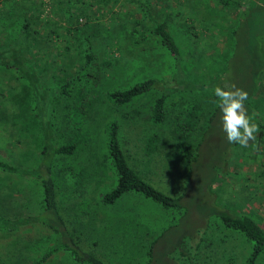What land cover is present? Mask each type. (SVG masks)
<instances>
[{"label":"trees","instance_id":"1","mask_svg":"<svg viewBox=\"0 0 264 264\" xmlns=\"http://www.w3.org/2000/svg\"><path fill=\"white\" fill-rule=\"evenodd\" d=\"M123 1L52 0L50 3L49 0H29V6L26 4L25 9L28 11L32 9L33 19L28 18L26 13L23 14L18 20L17 29L14 30L11 40H3L10 44L0 46L2 48L0 49L2 50L0 64L7 68L14 66L15 75L18 78L23 75L22 80L31 84L30 95L33 98L31 104L34 105L35 115L42 125L44 136V143L40 149L43 169H35V176L39 178L41 186L43 210L34 215L31 223L40 222L52 232L58 231L62 237L59 241L47 239V241H52V248L45 250L34 264H40L47 255L57 252L59 248H65L76 264H107L96 254L81 250L75 243L71 244L72 237L66 231L62 217L57 210L55 184L50 174L53 156L60 158L61 162L86 141L89 134L87 120L96 108L95 101L100 95L106 103L119 106L149 91L157 92L156 95L149 96L145 111L142 113L145 120L141 128L142 151L148 157L162 143L163 124L166 118L165 98L170 91L180 90L182 93L178 96V100L171 101L174 110L169 137L172 139L173 153L180 161L187 163L188 178L192 177L193 167L199 163L201 148L204 146L202 144L209 140L207 133L219 116L220 109L214 103L217 99L213 93L215 86H223L227 82L248 92L245 106L249 115L255 113L256 122L260 125L257 138L264 137L263 115L259 111V104H264V90L259 88V84L264 81V47L257 45V40L264 41V0H215L217 1L215 3L225 9L235 10V14L228 23L223 24L226 31L224 30L225 34H221L218 40V44L221 45L228 39V53L224 54V59L219 62L217 68L208 67L207 71L200 70L198 76L189 69V64V66L186 64L183 66L184 63H181L180 47L167 24L169 20L167 11L172 5L166 4V13L164 12L161 20H152L149 13L150 0H127L133 1L136 9L134 17L127 21L123 15L128 11L119 10ZM198 1L188 3L190 10L184 14L185 19L190 20L185 21L186 35L191 37V42L185 45L191 51L193 47L191 49L189 47L195 44L198 47L194 50L197 54L203 51L205 57L210 58L209 53L206 52L207 46L202 44L199 46L197 43L199 41L203 43L204 36L212 33L214 23L204 13L200 15L196 4L202 3L208 12H213L214 8L208 0ZM117 2L118 5H116ZM42 11L45 13L44 16ZM178 11L182 13V10ZM196 11L198 17L193 16ZM106 16L107 20H105ZM145 20H150V22L143 23ZM4 21H0V25H3ZM49 25L54 27H48ZM4 34L2 37L9 38L8 34ZM118 34L128 35L129 43L134 45H141L152 36L151 40L155 45L164 49L165 55L170 58L173 65L172 74L161 79L155 72L159 73L162 59H156L157 56L151 54L148 55L153 68L150 73L146 69L147 66L145 69L135 68L133 76L129 74L121 85L107 84L105 88H102L106 78L115 79L119 75L114 64L117 59L114 54L121 48L117 38ZM25 37L28 38L27 46L41 39L48 40V45L42 49L32 48V46L28 49L29 55L25 57L20 46L21 39ZM255 42L256 45H253ZM12 44L14 47L11 51H7ZM97 44H101L102 54L100 56L96 55ZM72 55L79 56V58L71 63L64 61ZM8 58L11 60L9 61ZM15 64L25 70H21ZM21 64H24V67ZM46 68L52 69V79L55 81L52 85L40 80ZM135 76L137 78L132 79ZM202 103L207 105V109L202 114L203 121L200 125L198 123L203 111ZM55 113L61 116L68 130L66 138L59 143L54 142L50 131L52 125L50 116ZM123 115L125 116L124 113ZM120 130L121 122L117 116H111L103 122L104 152L102 159L107 161L111 167L114 182L107 189L99 191L97 200L105 205L112 204L124 194L135 192L165 208L182 207V213L177 222L164 227L149 241V246L145 250L146 264L155 253L160 254L162 251L167 254L175 251L189 264H195L193 251L190 249L197 246L195 244L190 246L189 241L197 230L199 238L203 239L202 235L210 218H215L223 227L234 230L245 237L249 245L245 264H253L259 256L264 254V229L249 215L230 211L219 204L211 203L213 199L210 200L209 192L200 198V202L190 201L185 193L188 191L186 187L191 179L187 180L183 193L172 195L153 186L138 174L127 161L121 146ZM224 149L223 146L219 152L221 158L214 157L210 162L207 161L205 166L200 167L202 171L205 169L209 172L204 181L206 187L215 182L219 169L223 167ZM60 162L58 169L69 172L71 177L70 183L73 187L71 191L86 192L85 186L89 181L88 169L85 166L75 168L65 161L61 164ZM0 169L20 172L18 170L20 168L3 160H0ZM18 219L24 220L20 216ZM179 225L184 228L177 233L165 235L168 228ZM163 241L166 243L165 247L157 250L155 245Z\"/></svg>","mask_w":264,"mask_h":264},{"label":"rangeland","instance_id":"2","mask_svg":"<svg viewBox=\"0 0 264 264\" xmlns=\"http://www.w3.org/2000/svg\"><path fill=\"white\" fill-rule=\"evenodd\" d=\"M208 1L214 8L213 12H208L202 3H197L196 9L198 7L201 16L204 13L211 18L214 23L212 33L204 36L203 43L199 41L200 43L197 44L207 46L206 52L209 53L210 58L205 57L203 51L197 54V51H194L198 48L195 44L189 47L190 49L193 47L191 51L185 45L191 42V37L186 35L185 21L190 20L185 19L184 14L190 10L188 3L199 2L198 0H150L149 6L152 20H161L166 13V4L172 5L167 11L169 13L168 27L180 47L181 63H184L183 66L190 65L189 69L196 76L199 75L200 70L207 71L208 67L215 69L219 66V62L223 61L224 54L228 53L229 41L226 39V43L220 45L218 44L219 36L225 34L226 29L223 24L228 23L235 14V10L225 9L215 3L217 2L215 0ZM49 2L52 3V0ZM28 3L29 0H0V21L5 20L4 24L0 25V46L10 44L4 41L11 40L14 30L17 29L18 20L23 14L26 13L28 18L33 19L32 9L30 11L25 9L26 4L29 6ZM119 8L122 12L128 11L123 15L127 21L134 17L136 9L133 1L124 0ZM178 10H182V13ZM196 15L198 17L197 11L193 16ZM4 33L8 34L9 38L2 37ZM117 38L121 48L114 54L117 58L114 64L119 75L115 79L106 78L102 88H105L107 84L121 85L129 74L133 76L135 68L145 69L147 66L146 69L150 73L153 68L148 55L151 54H155L156 59H162L159 73L155 72L161 79L172 74L173 65L170 58L165 55L164 49L155 45L151 40L152 36L141 45L129 43L128 35L118 34ZM27 39L22 38L20 43L25 57L29 55L28 49L32 46V48L42 49L48 45V40L41 39L27 46ZM257 43L264 47V41L257 40ZM253 45H256V42ZM13 47L14 44L7 51H11ZM192 52L197 55L196 58ZM101 54V44H97L96 55ZM78 58L79 56L72 55L64 61L71 63ZM4 60L7 61V59ZM8 60L10 61L11 58ZM15 65L25 70L20 65ZM71 66L75 68L74 65ZM11 67L7 68L0 64V160L20 168L18 169L20 172L0 169V264H34L45 250L52 248V241L47 239L59 241L62 237L58 231L52 232L40 222L31 223L34 215L43 210L41 186L39 178L35 176V169H43L40 149L44 143V136L42 125L35 115L34 105L31 104L33 102L30 95L31 84L22 80L23 75L18 78L15 75L14 66ZM136 72L139 74L138 71ZM136 78L135 76L132 79ZM40 80L52 85L54 81L52 69L43 70ZM259 88L264 90V81L259 84ZM156 93L155 90L149 91L119 106L106 103L100 95L95 101L96 108L87 120L89 134L86 141L72 155L64 156L66 158L63 161L60 162V158L54 156L51 161L50 174L55 184L57 210L66 231L72 237L71 244L75 243L81 250L96 254L107 264H146L145 250L151 238L159 234L164 227L177 222L182 213V207L165 208L135 192L124 194L112 204L105 205L97 200L99 191L107 189L114 182L111 167L102 159L104 152L102 125L111 116H117L121 122V146L129 165L153 186L168 194L176 195L184 192L187 180L191 179L186 187L188 191L185 193L190 201L200 202V198L209 192L210 200L213 199L211 203L219 204L230 211L243 212L264 229V137L257 138L258 147L255 149L229 144L222 129V112L220 111L213 127L207 133L209 140L202 144L204 146L201 148L199 163L193 167L192 177L188 178L187 163L180 161L173 153V143L169 137L174 110L172 100H178V96L182 93L180 90L170 91L165 98L166 118L163 124L162 143L151 156L147 157L142 151L141 128L145 122L142 113L145 111L149 96L152 97ZM202 105L203 111L198 123L200 125L203 121L202 114L207 109L205 103ZM259 111L264 121V104H259ZM50 117L52 138L55 143H59L66 138L68 130L57 113ZM223 146L225 147L222 154L225 159L223 167L219 169L215 182L206 187L204 181L209 172L205 169L202 171L200 167L205 166V163L210 162L214 157L221 158L219 152ZM64 161L75 168L85 166L88 169L89 181L85 186L86 192L71 191L73 187L69 172L58 169L59 162L61 164ZM19 216L24 220H19ZM183 228L181 225L173 226L167 229L165 235L177 233ZM197 231L189 241L190 246L193 244L197 246L190 249L193 251L195 264H245L249 245L240 233L223 227L215 218L208 220L202 235L203 239L199 238ZM167 243L169 244L170 241ZM165 245L163 241L155 246L157 250H161ZM40 264L76 263L65 248H59L57 252L47 255ZM148 264L189 263L175 251L168 254L162 251L160 254L155 253ZM253 264H264V254L259 256Z\"/></svg>","mask_w":264,"mask_h":264},{"label":"clouds","instance_id":"3","mask_svg":"<svg viewBox=\"0 0 264 264\" xmlns=\"http://www.w3.org/2000/svg\"><path fill=\"white\" fill-rule=\"evenodd\" d=\"M213 93L217 98L214 103L222 112V129L227 142L243 148H257L260 125L256 122L255 113L249 115L245 106L248 92L226 82L223 86H215Z\"/></svg>","mask_w":264,"mask_h":264}]
</instances>
